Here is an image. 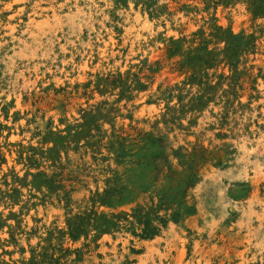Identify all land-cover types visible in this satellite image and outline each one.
<instances>
[{
    "label": "rangeland",
    "instance_id": "1",
    "mask_svg": "<svg viewBox=\"0 0 264 264\" xmlns=\"http://www.w3.org/2000/svg\"><path fill=\"white\" fill-rule=\"evenodd\" d=\"M0 264H264V0H0Z\"/></svg>",
    "mask_w": 264,
    "mask_h": 264
}]
</instances>
